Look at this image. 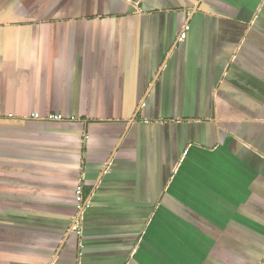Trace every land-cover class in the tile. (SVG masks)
<instances>
[{
	"label": "crops",
	"instance_id": "obj_1",
	"mask_svg": "<svg viewBox=\"0 0 264 264\" xmlns=\"http://www.w3.org/2000/svg\"><path fill=\"white\" fill-rule=\"evenodd\" d=\"M0 112V264H264V0H0Z\"/></svg>",
	"mask_w": 264,
	"mask_h": 264
},
{
	"label": "built area",
	"instance_id": "obj_2",
	"mask_svg": "<svg viewBox=\"0 0 264 264\" xmlns=\"http://www.w3.org/2000/svg\"><path fill=\"white\" fill-rule=\"evenodd\" d=\"M186 34L183 33L181 36V39H185ZM2 115V112H0V116ZM36 118H39L40 116L38 114L35 115ZM48 119L55 120V121H61L64 119L62 115H50ZM86 187L84 184V180L80 179V182L77 186L76 190V207H77V212L73 218V231L78 235H82V213L83 211L88 207L89 202L87 200L86 196Z\"/></svg>",
	"mask_w": 264,
	"mask_h": 264
}]
</instances>
